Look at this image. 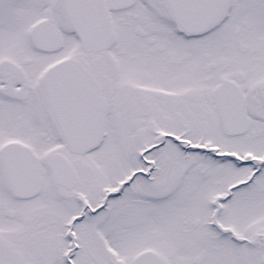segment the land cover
Segmentation results:
<instances>
[{
    "label": "snow or ice",
    "instance_id": "snow-or-ice-1",
    "mask_svg": "<svg viewBox=\"0 0 264 264\" xmlns=\"http://www.w3.org/2000/svg\"><path fill=\"white\" fill-rule=\"evenodd\" d=\"M0 264H264V0H0Z\"/></svg>",
    "mask_w": 264,
    "mask_h": 264
}]
</instances>
